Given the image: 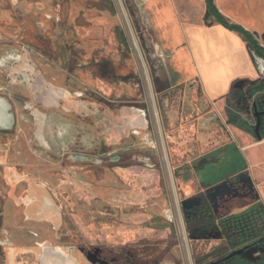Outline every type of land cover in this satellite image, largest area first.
Wrapping results in <instances>:
<instances>
[{
	"label": "rangeland",
	"instance_id": "obj_1",
	"mask_svg": "<svg viewBox=\"0 0 264 264\" xmlns=\"http://www.w3.org/2000/svg\"><path fill=\"white\" fill-rule=\"evenodd\" d=\"M82 1L0 0V93L7 95L17 109L16 130L7 143L9 156L6 157L7 152H0V191L7 192L3 174L17 163L21 164L22 171L40 175L60 170L63 155L75 152L72 144L79 137L74 129L78 121L73 114H99L103 123H109L107 116L102 111L99 112L100 106L94 101L97 94L113 102L114 110L105 111L110 116L119 114L121 105H135V108L127 106L132 110L133 134L130 137H120L123 143L119 150L135 149L138 153L149 155L160 165V179L146 187L149 193L139 205L131 204L134 203L132 197L129 202L121 194L116 198L117 202L123 201L127 205L126 211L130 210L128 206H132V210L140 208L148 215H160V228L154 229L152 241L147 239L139 242L145 247L138 244L134 249L137 260L145 264H208L212 257L207 254L212 250L213 241L206 236L197 239L191 236L190 228L196 222H187L185 213L197 208L185 212L182 206L184 200L199 196L203 188L196 171L201 152H197L199 148L192 145L197 131L188 127L194 118L188 120L180 113L183 90L177 91L171 101L166 99V92H160L159 100L154 76L158 79L160 90L167 89L169 78L138 0H114L117 5L115 14L106 9L84 8ZM243 1L261 21V34L258 38L264 44V3L258 4L259 0ZM131 9L135 12L133 17ZM26 18L31 21L33 29L27 27ZM82 18L84 21H80ZM60 38L73 44L72 53L77 59H72L69 64H66L59 50ZM23 47L26 49H22ZM18 60H21L20 64H13ZM105 62L128 81L114 82L111 77H104L101 69ZM35 82L38 88L35 87ZM53 85L64 92L66 100L63 106L49 108L47 101L56 102L49 90ZM30 91L35 92L32 94ZM119 91L124 92L126 98L117 99ZM76 95L82 97L74 100ZM19 97L27 101L25 110L20 108L21 104L17 101ZM241 100L243 108L227 103L221 109L212 108L220 117L223 115V120H226L225 115H229L231 109L246 116L244 109L248 110L252 101L248 98ZM136 107L144 108L145 114L143 111L142 115H138ZM59 109L63 113L59 114ZM201 110L203 107L199 112ZM57 114L58 119L55 118ZM33 127L37 129L40 145L32 135ZM82 139L86 143L87 139ZM246 174L242 176L247 179L248 186L256 188L251 172ZM89 176L95 185L102 188V194H107L106 190L109 188L122 190L119 189L122 185L107 167L91 172ZM37 179L52 188L58 184L54 178L51 179L52 185L48 183V179ZM258 185L260 195L264 197V180L258 182ZM11 189L10 196L3 202L5 213L0 224V244L6 245H0V264H5L9 246L14 245L22 250L33 246L29 242L28 231L38 234V241L51 239L48 242L50 245L71 242L69 221L59 232L63 234V240L53 235L50 237L47 226L39 222L22 225L21 231L16 230L17 212L13 202L18 191H13V187ZM220 190L222 193L221 188ZM208 193L214 202L209 204L217 207L215 200L218 201L219 194H216L215 186L208 188ZM232 199L233 197H229L224 202L219 200V203L224 204ZM75 203L76 210L83 215L85 205L82 200L75 196ZM93 203L99 209L108 202L95 196ZM169 208L174 212L173 222H169L166 216ZM69 212L71 213L68 211V214ZM196 219L203 221L200 217ZM6 231L9 232L5 233ZM49 250L52 252V249ZM116 250L119 251V248L116 247ZM48 260L49 264H63L58 255L51 256ZM72 260L79 264L76 258ZM19 261L20 264H28L20 259ZM123 263L122 260L121 264Z\"/></svg>",
	"mask_w": 264,
	"mask_h": 264
},
{
	"label": "flooded vegetation",
	"instance_id": "obj_2",
	"mask_svg": "<svg viewBox=\"0 0 264 264\" xmlns=\"http://www.w3.org/2000/svg\"><path fill=\"white\" fill-rule=\"evenodd\" d=\"M81 5L84 8L106 9L114 14L117 12V5L114 0H83ZM25 20L27 21V27H31V21H28L27 18ZM80 21H84V18ZM30 29L33 28L31 27ZM66 30L69 29L66 27ZM58 47L66 64H69L72 59H77L72 53L73 44L60 38ZM22 49L26 48L23 47ZM19 54L21 55V53ZM61 55L60 57H62ZM20 63L21 60H18L13 64ZM101 70L104 77H111L114 82L128 81L125 76L118 75L115 68L107 62L102 63ZM31 77L34 79L33 76ZM154 84L159 100L160 92H166V99L171 101L177 91L183 89L180 87L171 89L167 86V89L160 90V84L156 76H154ZM34 85L38 88L36 82ZM262 88H264V78L255 82H239L238 86L234 88L229 104L243 108L241 99H246L251 95H258V104L261 103L259 110L263 112L262 129H264V96L259 95L264 93ZM49 90H51L50 94L52 97L56 98L55 103L57 104L47 101L49 108L63 106L64 100H66L64 92L59 91L55 85L51 86ZM30 92L33 94L35 91ZM119 93L117 99L126 98L127 95L124 92L119 91ZM81 97L82 95H76L74 100ZM96 98L94 101L100 106L99 112L101 113L102 111L104 116H107L106 119L109 123H103L99 114H73L78 121L75 123L74 129L78 132L79 137L77 138L78 141L72 144L75 152L63 155L64 158H62L60 170L40 175L36 172L22 171L21 164L17 163L14 168L5 171V174H3L8 189L7 192L3 193L0 191V224L5 213L3 202L10 196L11 187H13V191H18L17 198L13 202L14 210L17 212L15 214L17 215L16 230L21 231L23 229L21 228L22 225L39 222L47 226L46 229L51 234L50 237L53 235L63 240V234L59 232L62 231L65 223L69 221L68 230L71 242L64 241L63 244L50 245L48 242L51 239L38 241L36 239L38 234L28 231V239L30 243H33V246L26 248V250L14 245L9 246L5 264H20L19 259L28 264H45L48 256L53 252L61 259L76 258L79 264H121L122 260L124 261L123 264H145L137 260V252L134 249H136L138 244L141 247H145L144 244L139 242L147 239L152 241L154 229L160 228V215H148L140 208L132 210V206H128L130 210L126 211L125 207L127 205L125 206L123 201L117 202L116 198L121 194L129 202L132 197L134 198V203L131 204L139 205L140 201L146 198L149 193V191H146V187L157 183L160 179V165L159 162L153 161L149 155L138 153L135 149L119 150L123 143L120 137L122 135L130 137L133 134L132 110H129L127 106L135 108V105H121L120 109L122 110H120V113L110 116L105 111L114 110L113 102L106 100L100 94H97ZM17 101L21 104L20 108L24 109L27 101L22 97H19ZM65 106L67 107L68 105ZM201 106L194 107L191 111L198 112L202 108ZM143 111L145 114L144 108L136 107L138 115H142ZM244 111L247 112L246 116H250V121L256 124V119L252 116V113H249L246 108ZM57 112L60 114L63 113V110L59 109ZM228 116H234L232 109ZM55 118H59L58 114ZM32 121L34 124V119ZM16 126V106L7 95L0 93V152L8 151L9 145L7 143L14 135ZM217 128L218 137L227 132L224 125L218 124ZM32 130L36 143L40 145V139H38L36 133L37 129L33 127ZM82 138L87 139L86 143H84ZM52 155L57 157L55 154ZM8 156L9 152L6 153V157ZM60 157L62 156L60 155ZM203 162L204 160L198 162L197 169L200 168L198 166L202 165ZM106 167L109 168L120 185H122L119 187L122 190H118L115 187L106 190L108 195L105 192L102 194V188L95 185L89 176V173L97 172L101 168ZM38 177L45 178V180L48 179L50 185L53 184L51 179H57L58 184L52 188L39 181ZM249 190H251L250 187L244 188L237 185L230 197L236 195L247 196L251 194ZM110 194H115V196ZM203 195L204 193L201 192L199 196ZM75 196L82 200L85 205L83 215L76 210ZM95 196L106 199L108 203L96 209L93 203ZM228 198L220 196L218 201L215 200V203L221 206L222 203L220 204L219 200L224 202ZM212 203L214 204V202ZM209 206V201L204 199L198 209L185 213L186 218L191 219L193 213L196 212L200 216L206 217L207 214L209 215ZM68 211H71V213L69 212L68 214ZM232 230L230 244L235 247L247 236L256 235L252 231L246 232V228L243 226L233 227ZM8 232L6 231L5 233ZM0 245L5 246L6 244L2 243ZM223 246L215 247L207 254L212 257L208 264L215 262L219 264H239V256H230L231 253L228 251V246ZM106 247L107 250L105 249ZM116 247L119 248V251L116 250ZM49 249H52V252Z\"/></svg>",
	"mask_w": 264,
	"mask_h": 264
},
{
	"label": "crops",
	"instance_id": "obj_3",
	"mask_svg": "<svg viewBox=\"0 0 264 264\" xmlns=\"http://www.w3.org/2000/svg\"><path fill=\"white\" fill-rule=\"evenodd\" d=\"M138 1L160 51L169 88H183L180 113L188 120L194 118L188 127L197 131L196 137L201 136L199 140L194 137L192 142L199 148L197 152H201L198 162L204 160L198 166L200 168H196L198 180L203 185L201 191L205 193L208 188L226 181L227 185L218 197H230L237 185L251 188V194L247 196L236 195L232 201L218 207L211 204L206 217L194 213L189 222L194 220L196 223L191 226L190 234L196 239L203 236L211 239L212 250L227 245L230 256H239V264H264V197H261L258 185L264 180V129L261 138H257L253 129L239 122L236 116L225 115L226 120H223V115L220 117L212 108L229 105L239 82L261 80L264 75L238 33L214 19L212 23H206L207 0ZM262 1L257 3H264ZM244 3L243 0H214L222 15L261 34V21ZM201 105L203 110L199 115L191 111ZM212 113L219 115L220 120H209ZM218 124L224 125L227 131L219 137ZM249 171L256 188L248 186L247 179L242 176ZM236 226H243L246 232L252 231L256 235L247 236L238 246H232L231 234Z\"/></svg>",
	"mask_w": 264,
	"mask_h": 264
},
{
	"label": "water",
	"instance_id": "obj_4",
	"mask_svg": "<svg viewBox=\"0 0 264 264\" xmlns=\"http://www.w3.org/2000/svg\"><path fill=\"white\" fill-rule=\"evenodd\" d=\"M251 54H252V57L254 59V62L257 66V68L260 70L261 74L264 75V59L257 55L253 50L250 51ZM238 86V84L236 85V87ZM262 97L264 96V93L263 94H260ZM248 99L250 100V102L252 101V106H248L249 109H248V112L249 113H252V116L256 119V124H253L251 121H250V116H245L241 113H238L237 111L233 110V114L234 116H236V118L238 119L239 122L241 123H245L246 125H248V127H251L253 129V132L255 134V136L257 138H261L262 136V126H263V112H261L259 110V107L261 106V103L258 104V95L257 96H254V97H248ZM200 112H198V114L196 115H199ZM210 118L209 120L211 119H214V120H218L219 119V115H217L216 113H212L210 114ZM204 118V117H203ZM220 120V119H219ZM197 134V132L195 133ZM194 134V135H195ZM200 135L197 137V139L199 140L200 139ZM224 185H227V181L222 183V184H219V185H216L215 186V191H216V194H221V190L219 191V188H223ZM218 191V192H217ZM208 200L209 202H213L210 198H209V193H208V189L207 191L204 193L203 196H197V197H193V198H188L186 200H184L182 202V206H183V209L185 210V212L189 209H192V208H198L201 206L202 204V201L203 200ZM51 256H55V253L53 252L50 256H48V259H50ZM46 260V263L45 264H49V260ZM62 260V263L63 264H75V262L72 260V259H61Z\"/></svg>",
	"mask_w": 264,
	"mask_h": 264
},
{
	"label": "trees",
	"instance_id": "obj_5",
	"mask_svg": "<svg viewBox=\"0 0 264 264\" xmlns=\"http://www.w3.org/2000/svg\"><path fill=\"white\" fill-rule=\"evenodd\" d=\"M207 13L205 16L206 23H212L214 19L217 23L222 24L227 29L235 31L238 33L242 39L246 42L249 50H253L257 55L261 56L264 59V46L260 44L259 38L256 33H253L241 24L232 22L230 19L222 15L214 4V0H207ZM131 15L135 14L134 10H130ZM137 25V24H136ZM187 222L190 221V218H186Z\"/></svg>",
	"mask_w": 264,
	"mask_h": 264
},
{
	"label": "built area",
	"instance_id": "obj_6",
	"mask_svg": "<svg viewBox=\"0 0 264 264\" xmlns=\"http://www.w3.org/2000/svg\"><path fill=\"white\" fill-rule=\"evenodd\" d=\"M166 216H167L169 222L174 221V212L172 209L169 208L166 210Z\"/></svg>",
	"mask_w": 264,
	"mask_h": 264
}]
</instances>
